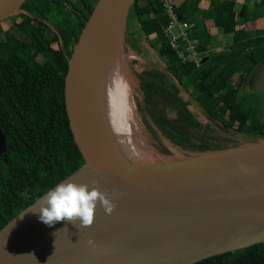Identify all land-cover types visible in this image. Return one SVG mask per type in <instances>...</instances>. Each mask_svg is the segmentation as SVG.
<instances>
[{"label": "trees", "instance_id": "trees-1", "mask_svg": "<svg viewBox=\"0 0 264 264\" xmlns=\"http://www.w3.org/2000/svg\"><path fill=\"white\" fill-rule=\"evenodd\" d=\"M96 1L25 0L5 23L0 22V134L4 143L0 228L83 164L63 113L61 82L71 49ZM207 1L203 16L230 36L231 45L204 63L176 61L162 35L167 18L160 0L143 4L132 0L126 12L124 23L136 22L161 64L142 65L146 81L136 75L132 98L138 123L127 121L140 134V141L160 156L189 159L264 141L262 98L245 88L248 75L264 58V0L256 5L244 0L239 7L235 0ZM188 4L175 7L184 21ZM250 13L263 21L261 29L244 35L245 40L257 38L251 45L234 36L244 15ZM186 22L196 51H202L207 39V33L200 32L205 31L203 23L194 18ZM7 43L19 53L12 62L7 59ZM180 88L198 102L201 111L190 105ZM17 201H23V207ZM192 264H264V242Z\"/></svg>", "mask_w": 264, "mask_h": 264}, {"label": "water", "instance_id": "water-1", "mask_svg": "<svg viewBox=\"0 0 264 264\" xmlns=\"http://www.w3.org/2000/svg\"><path fill=\"white\" fill-rule=\"evenodd\" d=\"M24 1L0 0V22ZM131 2L96 1L61 82L63 113L83 164L57 184L91 180L122 202L111 215L97 208L90 227L67 220L49 226L33 213L46 191L0 228V264H192L264 242V141L189 159L168 157L177 161L153 171L119 167L100 149L86 106L88 74L114 32L119 40ZM245 87L264 97V58Z\"/></svg>", "mask_w": 264, "mask_h": 264}, {"label": "bare ground", "instance_id": "bare-ground-1", "mask_svg": "<svg viewBox=\"0 0 264 264\" xmlns=\"http://www.w3.org/2000/svg\"><path fill=\"white\" fill-rule=\"evenodd\" d=\"M122 81L118 63V34L114 32L98 52L89 71L86 87V106L100 149L113 164L127 169L153 171L175 163L170 158L138 159L121 136L119 124L121 119L126 118L129 109L125 87H121ZM80 184H88L90 188L97 186L91 180ZM120 202L122 199L118 196L113 200L115 204Z\"/></svg>", "mask_w": 264, "mask_h": 264}, {"label": "crops", "instance_id": "crops-1", "mask_svg": "<svg viewBox=\"0 0 264 264\" xmlns=\"http://www.w3.org/2000/svg\"><path fill=\"white\" fill-rule=\"evenodd\" d=\"M140 4H143L145 0H139ZM218 1V0H214ZM220 1V0H219ZM244 0H235L236 7H239ZM175 7L180 6L183 2H187L188 8L183 14V19L194 18L195 22L203 23L205 29L201 30V33H207V39L203 50L200 51V56L197 59L198 63H204L209 60L211 56L220 54L228 49L231 45L230 36H226L220 29L215 28L211 21L203 16L204 11L209 7L207 0H200L196 3L195 0H172ZM253 5H256L258 0L251 1ZM262 19L253 17V15L245 14L243 18V25L235 28L234 36L238 37V41L244 40L246 44H253L257 38H251L249 40L244 39V35L251 34L262 27ZM187 23V22H186ZM195 27V26H193ZM121 36L123 38L124 50L121 55V60L124 63V70L126 75L131 74L136 80V75L141 81H146V78L142 75V65L148 62L153 63L157 67H161L160 61L157 58L156 49L153 48L148 40H146L140 33L136 22L133 20L124 23ZM229 42L227 43V39ZM238 43V42H237ZM135 111V110H134ZM134 116L137 118L136 113Z\"/></svg>", "mask_w": 264, "mask_h": 264}, {"label": "clouds", "instance_id": "clouds-1", "mask_svg": "<svg viewBox=\"0 0 264 264\" xmlns=\"http://www.w3.org/2000/svg\"><path fill=\"white\" fill-rule=\"evenodd\" d=\"M117 193H109L99 186L61 182L49 189L44 197L37 202L39 207L33 213L39 214V219L46 225L52 226L56 222L67 220L81 228L90 227L94 223L97 206L103 208L106 215H111L116 205L113 200ZM35 205V206H36ZM89 245L94 246L92 239Z\"/></svg>", "mask_w": 264, "mask_h": 264}, {"label": "rangeland", "instance_id": "rangeland-1", "mask_svg": "<svg viewBox=\"0 0 264 264\" xmlns=\"http://www.w3.org/2000/svg\"><path fill=\"white\" fill-rule=\"evenodd\" d=\"M257 9H258V7H257ZM262 9H263V7L260 8L261 11H262ZM5 22H6V20H4V23ZM3 26L4 25H2L1 27H3ZM226 39H227V43H228L229 39L228 38H226ZM5 47L8 50V54L10 56V57H7V59L8 60L10 59L11 61L9 60V62H12L15 59V57L17 56V54H19V53L9 43H7ZM123 50H124L123 38H122V36H120V38L118 40V63H119V67H120L122 77H123L121 87H123V86L125 87V94H126V97L128 99V102H129V109L126 112L125 117L128 119H132L133 123L137 124L138 121H137V118L134 116L135 111H134L133 98H132L133 88L135 87V79H134V76L131 74H128V76L126 75V72L124 70V63H123V60H121V55L123 53ZM119 88H120V83H119ZM159 108H161V107H159ZM126 118L121 119V121H120L121 124H119L121 129H119L120 128L119 127L118 130H119L121 136H123L125 141L133 149L132 151L136 154V157L138 159H169L168 157H159V156L155 155L154 153H152L150 150H148V148H146L144 146V144L140 141V134L139 133L137 134L135 132L133 133V131L131 130L129 123H128ZM133 138L135 139V141H133ZM137 145H138V147H137ZM139 147H141V148H139ZM22 202L23 201H17V203H20V207H23V205H24V203H22Z\"/></svg>", "mask_w": 264, "mask_h": 264}, {"label": "built area", "instance_id": "built-area-1", "mask_svg": "<svg viewBox=\"0 0 264 264\" xmlns=\"http://www.w3.org/2000/svg\"><path fill=\"white\" fill-rule=\"evenodd\" d=\"M167 21L162 30V35L168 49L174 54L179 64L188 61L196 62L200 53L196 51L187 33V23L180 19L172 0H160Z\"/></svg>", "mask_w": 264, "mask_h": 264}, {"label": "flooded vegetation", "instance_id": "flooded-vegetation-1", "mask_svg": "<svg viewBox=\"0 0 264 264\" xmlns=\"http://www.w3.org/2000/svg\"><path fill=\"white\" fill-rule=\"evenodd\" d=\"M246 88V87H245ZM252 93H255L257 95H259L261 98H262V108H263V104H264V97L262 96L261 93H258V92H252ZM225 124L222 125V127L224 126Z\"/></svg>", "mask_w": 264, "mask_h": 264}]
</instances>
